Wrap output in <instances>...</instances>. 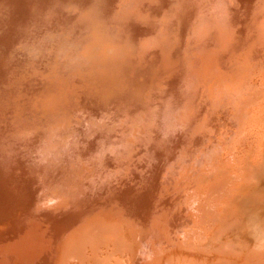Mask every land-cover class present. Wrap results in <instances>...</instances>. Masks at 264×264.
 <instances>
[{
	"label": "bare ground",
	"instance_id": "1",
	"mask_svg": "<svg viewBox=\"0 0 264 264\" xmlns=\"http://www.w3.org/2000/svg\"><path fill=\"white\" fill-rule=\"evenodd\" d=\"M49 1L0 0V24L4 22L3 13L7 11L9 14L8 7L5 8L6 11H1L4 8L3 5L7 3L14 5L18 20L13 24L12 29L15 35H11L13 41L8 43L10 48L7 55L18 59L17 61L21 62L22 67L29 70L28 75L30 76L31 73L33 76L29 82L22 85L24 88L18 85L14 95L10 93V96H6L8 102L3 104L15 105L17 100L15 98L20 99L21 97L19 96L21 95L20 89H24L23 91L26 92L25 88L37 81L39 85L37 90L35 89L28 99L24 98L28 108H31L34 103H38L39 97L44 98L49 104L54 101L61 104L64 103V100L68 101L65 103V107H68L66 114L62 111L58 116L61 119L57 122L56 127H53V130L59 128L60 131L66 130L67 126L69 128L71 120L68 115L72 114V111L68 103H70L69 100L79 96L77 94L79 91H81L83 99L86 95L87 102H92L95 109L99 106L101 108L107 98L111 100L108 101L109 103L113 101L107 96L105 99L103 98L104 100L102 99L104 102H101L100 97L113 95V90L118 87L121 90L125 87L118 86L114 89L109 83H106L110 89L112 87V91L110 93L109 90H105L104 88L108 89L105 83L96 79L98 78L96 69L99 67L98 72H101L106 68L105 74L109 73L107 72L109 66L105 67L107 65L104 64L114 62L115 57L113 58V56L124 53L122 52L124 41L127 44H133L136 40L142 43L143 41L139 40L147 35L150 36L154 29H157L154 28L156 25H153L155 21L159 20L160 24L157 23L160 28H163L157 30L163 34L164 38H168L166 40L171 47H175L174 44L178 36H182L186 32L185 30L190 28L191 21L195 23L198 20L205 30L202 28L200 30L198 25L196 29L202 33H200L201 36L199 34L196 36L199 39L202 38L201 42H198L204 45L198 47L199 51L196 52L195 62L189 64L188 61V67L185 65L187 68L182 67L181 70L176 71L175 67L171 77V74L166 70L173 68V63L167 57L168 48L164 49L162 53L166 56L165 60L167 61L164 60L162 64L167 63L168 65L162 68L160 74L157 73L155 82L158 83V86H151L152 89L150 87L142 88L144 86L141 87V83H137L139 86H136L137 76L135 75H132V78L131 75L129 78L127 77L129 80L125 82L131 87V90L125 89L128 93L126 91L124 97L125 90L121 91L122 97L119 95L120 90L119 93L116 92L117 96L121 97L120 100L122 99V104L117 106L123 105L121 109L125 108V111L128 109L132 118L136 115L133 118L134 121L131 125H126L128 127L125 129L126 132L118 140L116 138L113 140L114 138L111 137L114 135L113 133L93 139L87 146L95 148L87 153L81 154V147L77 148V146H81V138H78L82 134V129L78 128L77 139L69 142L72 144L69 151L63 152L62 140L64 139L61 136L59 138L44 136V129L49 127V124L45 125L46 127H39L43 120L37 122L28 113L24 115L21 112L22 116H20V111L16 113L17 116H14L15 119L12 118L13 121L2 117L0 136L2 134L4 137L2 139L0 137V231L5 229L13 232L16 229H21L27 221L34 219H43L48 222L54 229V239L44 249L43 256L34 261L36 264H264V85L256 81L261 74L264 75V55L261 52L264 49V0H173L175 10L171 6L172 0H167L166 5H164L165 0H119L118 4H116L118 0H82L80 8H62L60 6L62 0ZM92 1L94 2L91 3ZM188 5L192 6L193 11L189 12L191 19L186 21L183 20V15L188 12ZM161 7L167 11L171 7L172 9L168 14L162 13V16L157 19L160 13L157 14V12ZM51 15L53 16L51 17ZM66 15L75 17L72 20L73 23L65 21L66 24L67 22L72 24L73 28L74 24L79 26L78 29L76 26V29H73L75 31L71 32L74 35L67 37L65 34L66 38H62L61 29L63 27L60 20H64ZM46 17L54 18L53 20L57 22L60 21L62 28L56 25L58 23L54 24L53 21L56 28L50 27L51 30L48 27L52 23H46V26L43 27L45 29L38 33L37 30L40 27L37 30L35 27L41 21L49 20L44 19ZM129 19L132 20L131 26L134 29L144 26L143 31L139 32L137 29L132 34L126 33L128 30L125 32L123 28ZM175 23L176 25H174ZM181 25L183 26L180 27ZM54 31L56 32L54 33ZM35 32L37 34L32 37ZM85 32L86 34H84ZM19 34L26 37L25 41L29 37L27 40L30 41L26 44H19L20 41L24 42L22 41L23 37L20 38ZM51 38L56 41L63 39L62 42L56 44V41H53L54 44L51 47L55 45L58 48L56 52L52 51L53 53L51 48L48 50L49 48L44 46L46 41L43 42L46 39L52 40ZM145 40L147 39L145 38ZM192 40H196V37ZM147 41L146 44L149 43V40ZM73 45L77 48L75 50H78V54L76 51L74 53L79 59L76 62L72 60V64L79 63L73 66L74 69L91 61L86 75L92 82L95 80L101 85L100 87L103 86V90L108 94L104 93L105 95L99 96L97 95L99 92L96 94L90 92V95L95 94L98 97L88 96V89L86 91L88 94L84 92L85 78L81 81H78L80 76L74 78L80 74L85 75V69L75 70L72 76L67 71L66 67H69V64L66 62V52H70L69 48H72ZM142 45L145 47L144 42ZM147 46L148 44L145 48ZM148 48L146 51H149ZM224 49L225 52H222ZM136 50L139 51L138 48ZM242 50L245 53L240 57ZM181 51V48H178L176 52L180 53ZM132 52L134 51L132 50ZM144 52L139 54L143 55ZM186 53L188 54V52ZM146 55L143 58L144 61ZM134 56L132 55L131 59ZM150 56L152 57V55ZM209 56L211 60L207 59L205 62V58H209ZM255 56L259 61L257 60L258 63L253 68ZM116 57L118 58L117 55ZM138 57H135V60ZM121 59L119 60L121 61ZM135 60H132L134 65L131 62L132 68L138 63ZM142 60L140 61L144 63ZM11 61L12 59H9V62ZM51 61H53L52 64ZM127 61L128 65L125 67L130 64V61ZM7 62L4 65L5 69H8L7 67L11 69V64L8 65ZM227 63L232 64L231 68H228L231 64L228 66ZM204 65L206 68L202 73L206 77L200 78ZM123 69L124 67H122ZM136 69L131 71L136 70V72L134 71L136 74L139 70L138 67ZM66 71L67 73H65ZM145 73L148 72L142 74L145 76ZM105 74L100 75L105 76ZM119 75L122 74L119 73ZM119 75L117 74V76ZM114 76L116 77V73ZM207 77L210 79L209 82H207ZM4 79L5 83L3 84L9 85L12 81L9 76ZM108 79L105 77L104 80ZM122 79L125 80V77ZM144 79L147 81L146 78H142L143 81H145ZM115 80L116 83L118 79ZM140 80L138 81L141 82ZM148 80L150 81V79ZM150 83L147 82V84ZM98 84L97 87H99ZM223 85L225 86L222 87ZM49 86L52 87L50 91ZM101 90L100 88L99 91ZM142 95L146 98L143 99ZM204 95L209 102L208 107L198 106V100L201 101L200 99ZM218 95L223 99L228 97L229 104L226 103L228 107L226 108V105H222L224 100H221L222 103L217 105L224 106L225 111L230 108L228 114L220 113L222 107L219 108L220 110L218 109L219 111L217 110L222 116L225 113L229 116L226 117L229 118L228 123L232 129L231 136L228 137L229 140L222 138L227 141L225 143L222 141L221 145L223 146H216L214 140L218 139L216 138L218 132L213 130V127L215 129L223 119H219V124L217 122L215 124L214 122L218 121L214 118L217 112L213 111L214 116L212 113L210 114L217 106L215 103L218 102L215 101L216 97H219ZM132 97L143 99L136 101L141 103L142 108H146L144 113H140L141 108L133 116L134 113L131 111L134 108L132 107L140 105L136 101L133 104ZM26 105L23 107L26 108ZM107 105L109 106L108 103ZM28 108L24 110H28ZM209 108L212 110L209 111ZM59 109L62 110L60 106H47L46 114L48 111ZM14 111L12 113L15 114ZM97 111L101 116L90 119L92 123L87 126L89 132L97 127L102 128L100 126L106 124H115L114 119L109 120V114ZM134 111L136 110L134 109ZM9 113L8 116L13 115L11 113L9 115ZM123 114L122 112L120 115ZM126 115H128L127 111ZM7 121L12 124L16 122L18 125L8 126L10 127L9 131L16 130L8 135L2 132V129L6 130L5 122ZM28 122L31 124L29 125ZM19 128H21V132L18 131ZM167 129H169L168 132ZM108 137L111 138L106 141ZM16 138H23L25 141L32 138L35 142V145L33 144V147L30 148L34 151V159L31 162L26 159L29 163L25 166L22 165L23 159L20 161L17 156L13 158L11 152L8 151H13L14 144H11L10 140L13 142L12 139ZM88 138L92 137H86V139ZM126 138L128 142H125ZM201 139L204 141L198 142ZM231 139L233 141L229 145ZM217 141L221 142V140ZM20 142L23 141L20 140ZM33 142H29V144ZM107 144L112 148L115 144L119 150L118 155L123 156L125 161L129 162L126 169L121 168L123 163H118L120 159L116 157L117 155L108 154ZM201 146L203 148L200 152ZM18 150L21 152L22 149ZM69 152L70 154H68ZM193 155H198V158L194 157L193 161H189L188 158ZM217 155L221 156V160L216 159ZM80 167L87 172L95 170L91 173L92 176L87 178L89 184L83 183L81 190L79 187ZM167 168L169 173L166 172ZM78 192L79 194L81 192L82 199H78ZM8 221H12V225L6 223ZM4 223H6L7 229L3 228L5 227ZM51 237L50 239H52ZM20 242L14 245V253L11 255L10 261L27 259V249L25 248L32 243L25 246ZM36 242L35 239L34 247L38 246ZM12 256H16V258Z\"/></svg>",
	"mask_w": 264,
	"mask_h": 264
},
{
	"label": "rangeland",
	"instance_id": "2",
	"mask_svg": "<svg viewBox=\"0 0 264 264\" xmlns=\"http://www.w3.org/2000/svg\"><path fill=\"white\" fill-rule=\"evenodd\" d=\"M50 1H53V0H50ZM49 1V2H50ZM94 1H92L91 3H93ZM118 2H119V0L117 1V3L116 4H118ZM62 5H60L62 8H80V6H81V3H82V0H62ZM90 3V4H91ZM171 6L173 7L174 6V1L172 0L171 1ZM54 4V3H53ZM66 4V5H65ZM167 4V0H165L164 1V5H166ZM9 6H11V7H9ZM3 7L4 8H2V12H4V11H6L7 9H8V13L9 14H7V11H6V13H3V20H4V22L2 23V24H0V25H2L1 27H0V31H2V32H0L1 34H0V39H1V37H2V39L0 40V75H3V77H0V104H1V106H0V120H1V118L3 117V118H5L6 119V117H7V119L9 118V120L11 119L12 121L16 118V117H14L15 115L17 116V114L16 113H18L19 111V115L20 114H22V113H24V115H26V113H28L29 115H30V117L33 119V120H35V121H37L38 122V120H43V123L42 124H40L39 125V127H42V126H45V125H47V124H49V127H47V128H45L44 129V136H49V137H52V136H55V137H57V138H59L60 136L62 137V139H64V140H62L63 141V144H64V146L62 145V151L64 152H66V151H69V147H70V145H72V144H70L69 142L70 141H73V140H75V139H77V137H78V134H79V132H78V128L79 129H82V134H80V136H79V138L78 139H80L81 138V146H77V148H80L81 147V154L82 153H87V151H92L95 147L94 146H87V145H89L88 143L89 142H91L93 139H95V138H100V137H102L103 135H105V134H109V133H113L114 135H112L111 137L112 138H114L113 140H115V138L118 140L119 138H121L122 137V135H123V133H125L126 131H125V129H127L128 127H126V125L128 124V126L129 125H131V123L134 121V119L133 118H135L136 117V115L135 114H137V112H138V109H139V111H140V109L143 107L142 105H141V103H139L138 101H140V100H143L144 98H146V97H144L145 96V94H144V96H143V99L142 98H139V99H137L136 97H132V101L134 100V102H132L133 104L135 103V101L136 100H138V101H136V102H138L139 103V105L141 106H139L138 107V105H136V107L134 106V107H132V108H134L136 111H134V109L131 111L132 113H134L133 114V118H132V116H130V112L128 111V109H126V111H127V114L128 115H126L127 116V118L125 119V108L123 109H121V107L123 106V105H120V106H117V105H119L120 103L122 104V99L120 100V98L122 97V92L121 91H123V90H125V89H127V90H131L130 88V86H128V84L126 85V83L128 82V78H129V76L132 78V75H135V76H137V82L135 83L136 84V86H139V84L137 85V83H141V87H142V85L144 86V87H142V88H147L148 89V87H150L151 89H152V87H154V86H158V83L157 82H155V80H156V75H157V73L158 74H160V72H162V68H164V67H166L168 64L167 63H165V65L164 64H162L163 62H164V60L166 59V56H164L163 55V53H162V51H164V49H166V48H168L167 50V57H168V59L173 63V68H170V69H168V70H166V72H169V74H171L170 75V77L173 75V73H174V68L176 67V71L177 70H181L180 68H182V67H188V61H189V64L192 62L193 63V61L195 62V60H196V52H197V50H198V47L200 48V47H202L204 44H202L201 45V43H199L198 41H200L201 42V34L200 33H202V31H200L201 30V28H202V30L204 29L205 30V28H203V26H201L202 25V23H200V22H198V20H196L197 22H193V21H191V24H190V28H188L187 30H185L186 32L182 35V36H178V38H177V40H176V43L174 44V46L175 47H171V45L168 43V41L166 40V39H168V38H164L163 37V34L161 33V32H159V30H161V29H163V28H160L159 27V20L156 22L155 21V24H153V25H156V27H154V28H157V29H159V30H155L154 29V32L149 36V35H147L145 38L147 39V40H149V43H147L148 44V46H147V48L149 49V51L147 50L146 51V49L147 48H145L146 47V41L147 40H145V38H143L142 40H139V41H143L144 42V44H145V47H143L144 45H142L141 46V44H143V42L141 43H139L138 42V40H136V42H134L133 44L132 43H130V44H127V43H125L126 41H124V49L122 48V52H124L122 55L121 54H116L117 56H118V58L119 59H121V56H123V57H126L127 58V56H128V59H126V58H123L122 57V59H121V61L116 57V55L115 56H113V58L116 60H113L114 62H112L111 60H109V61H111V63H108V64H104V65H107V66H105V67H108L109 66V69H107L108 71L107 72H109V73H106V74H108V75H106L105 74V69L104 68H102V69H104V70H101V72H100V74L101 75H104L105 74V76H101L100 74H99V72H98V69H99V67L96 69V74L98 75V78H96L97 79V81H101V82H103V83H105V85H106V83H109V85H111L114 89L116 88V87H118V86H122L124 89H121L120 90V88L118 87L117 89H115V90H111L112 89V87H111V89H110V86L108 85H106L107 86V88L108 89H106V88H104L103 86L102 87H100L101 85L100 84H98L97 83V81H95V80H93V82H92V80H90V78H89V76H87L86 75V71L88 70V68H89V66H90V62L91 61H87L86 62V64H82L81 66H79L78 68H76V69H74V67L73 66H75V65H77V64H79V63H75V64H72V60H75L74 62H76V61H78L79 59H77V54H78V50H75V49H77V48H75V45H73L72 46V48H69V51L70 52H66V62H67V64H69V67H66L67 68V71L69 72V73H71V76H72V74L75 72V70H84L85 69V75H83V74H80V75H77V76H75L74 78H76V77H78V76H80L81 78L78 80V81H81L83 78H85V82H84V92L86 93V91H87V89H88V93H86V94H88V96H92V95H94L95 97H98L97 95H99V96H101V95H105L106 93L108 94V90H109V92L111 93V91H112V94L113 95H111V94H109V95H106V96H103V97H100V100H101V102H104V101H102V99L104 98H106L107 96L108 97H110V99H112L113 101L111 102V103H109L108 101H111V100H109V98H107V99H105L106 101L103 103V106H104V108H103V106L100 108V106L98 107V108H96L95 109V107H93V103L91 102H87L88 100L86 99V95H85V93H84V99H83V97L81 96V91H79V93L77 92V94L79 95L78 97H75V98H73V100L71 99V100H69L70 101V103H68V105H69V107H70V109H71V111H72V114H70V115H68V118H69V120H71V123H70V126H69V128H68V126H67V129L66 130H61L60 131V128L59 129H55V130H53L54 128L53 127H56V124H57V122L61 119V118H58V116L62 113V111H63V113L64 114H66V112H67V110H68V107H65V103H67L68 101H66V100H64V105L63 104H61L60 102H57V101H54L53 103H47L46 101H45V99L44 98H42V97H39V102L38 103H34L33 104V106L31 107V108H28L29 106H27L26 105V103H25V100L26 99H28L29 97H30V94H32V93H34V91H35V89L37 90V88L39 87V85H38V82L36 81L33 85H30V87H26L25 88V90H26V92L25 91H23L22 89H20V91H19V93L21 94V95H19V96H21L20 97V99L17 97V98H15V99H17L16 100V102L14 103L15 105H4L6 102H8V100H7V98H6V96L8 97V96H10V93H15L16 91H15V89H16V87L19 85V86H21L22 88H24L23 86H24V83H26V82H29V80H31V78H33V76L31 75V73H30V76L28 75V71L29 70H27L26 68H24V67H22V65H21V62H19V61H17L18 59H15V58H13V57H10L9 55H7V53H8V50H9V46H8V43H11L13 40L11 39V35L13 34V27H14V23H16L17 22V13H16V9H15V6L13 5H10V3H7V4H4L3 5ZM8 7V8H7ZM160 7V6H159ZM172 7L170 8V10L172 9ZM188 12L186 13V14H184L183 16H184V18H183V20H186L187 21V19L188 20H190L191 19V16H190V14H189V12L190 11H193V8H192V6H189L188 5ZM5 8H7V9H5ZM162 8V9H161ZM160 8V10L158 9V12H157V14H158V17H157V19H159L161 16H162V13L164 14V13H166V14H168V12L170 11H167V9L169 8V6L167 7V9H163V7H161ZM162 10V11H161ZM173 10H175V7H173ZM11 11V12H10ZM13 11V12H12ZM14 13V14H13ZM13 14V15H12ZM54 14V13H53ZM169 14H171V13H169ZM6 15V16H5ZM14 15H15V17H14ZM8 16V17H7ZM53 15H51V17H52ZM64 16H65V14H64ZM164 16V15H163ZM182 16V17H183ZM214 16V15H213ZM48 17H50V16H48ZM48 17H46V18H44V19H49ZM63 17V16H62ZM175 17V16H174ZM173 17V18H174ZM7 18V19H6ZM55 18H57V17H55ZM64 18V17H63ZM215 18V17H214ZM6 19V20H5ZM11 19H13V20H11ZM54 19V18H53ZM52 18H50L49 20H47V21H41L35 28H36V30H37V28L38 27H40V28H38L39 30H37V32L38 33H40L42 30H44L45 28H43V27H45L46 26V23L48 24H50V23H52L54 20H53ZM67 19V20H66ZM75 19V17L74 16H71V15H66V17H65V19L63 20H60V21H54L53 23L55 24V23H58V24H56V25H58L59 27H61V25H60V23L62 24V27H63V29H61V32H62V38H66V35H67V37H70V36H72V35H74V33H71V32H74L75 30H73V29H76L75 27L77 26V29H78V26L79 25H75L74 24V28H73V25L72 24H69V23H73L72 22V20H74ZM175 19V18H174ZM56 20V19H55ZM5 21H6V23H5ZM12 21V22H11ZM65 21H70L69 23L67 22V24L69 25V27H68V25L66 24V22ZM132 20L131 19H129V21H127V23L124 25V30H125V32L128 30V32H126V33H128V34H132L133 33V31H137V29H138V31L139 32H141V31H143V29L145 28L144 26L143 27H140V28H133V26H131L132 25V22H131ZM200 21V20H199ZM43 22V23H42ZM52 23V24H53ZM3 24H4V26H3ZM52 24H50L51 26H49L48 28L49 29H51L52 27H55L56 25H52ZM66 24V25H65ZM118 24H120V22L118 21ZM158 24V25H157ZM195 24V25H194ZM6 25V26H5ZM11 25H12V27H11ZM17 25H19V24H17ZM65 25V26H64ZM72 25V26H71ZM174 25H176V23L174 24ZM177 25H178V23H177ZM192 25H194V26H192ZM200 26V30H198V29H196V27L197 26ZM20 26V25H19ZM42 26V27H41ZM72 27V30L70 31V29H71V27ZM119 26V25H118ZM128 26V27H127ZM183 25H181L180 27H182ZM5 28V30H4V28ZM51 27V28H50ZM61 27V28H62ZM68 27V28H67ZM130 27V29H128ZM193 27V28H192ZM42 28V29H41ZM56 28V27H55ZM54 28V29H55ZM58 28V27H57ZM111 28V27H110ZM142 28V29H141ZM198 28V27H197ZM9 29H11V30H9ZM53 29V30H54ZM64 29H66V31H64ZM52 30V29H51ZM50 30V31H51ZM58 30V29H57ZM68 30V31H67ZM196 30H198L199 31V33H197L198 31H196ZM4 31V32H3ZM70 31V32H69ZM56 31H54V33H55ZM63 32H66V33H64L63 34ZM193 32V33H192ZM22 33V32H21ZM24 33V32H23ZM51 33H52V31H51ZM69 33V34H68ZM6 34V35H5ZM37 33L35 32L34 33V35L32 36V37H34L35 35H36ZM53 34V33H52ZM66 34V35H65ZM71 34V35H70ZM84 34H86V32L84 33ZM197 34H199L198 36L200 37V39L196 36ZM13 35H15V33L13 34ZM22 34H19V37L21 38V37H23V35L21 36ZM58 35H60V34H58ZM4 36V37H3ZM8 36H10V37H8ZM129 36H133V35H129ZM154 38H153V37ZM31 37V38H32ZM187 37H191V38H187ZM196 37V40H192V39H194ZM6 38V39H5ZM24 38H26V37H23L22 38V41H24V42H19V44H26L28 41H30V40H27L26 39V41H25V39ZM30 38V39H31ZM60 39V41L61 40H63V39ZM151 38V39H150ZM181 38V39H180ZM52 40H49L48 41V39H46V40H43V42H45V44H44V46H46V47H48L49 49L48 50H50V48H51V52L53 51V52H56V50L58 49L57 47H55V45L53 46V47H51L52 46V44H54V42L56 41L55 39H53V38H51ZM57 39V38H56ZM4 40V41H3ZM12 40V41H11ZM184 40V41H183ZM185 40H187L186 42H185ZM190 40V41H189ZM7 41V42H6ZM54 41V42H53ZM59 40L58 41H56L55 42V44L57 43V42H60ZM150 41H151V43H150ZM156 41V42H155ZM179 41V42H178ZM182 41V42H181ZM192 41V42H191ZM49 42V43H48ZM62 42V41H61ZM148 42V41H147ZM194 42V43H193ZM196 42H197V44H199V45H197L196 44ZM122 43V42H121ZM154 43H156L155 45L157 46V48H156V46L154 45ZM183 43V44H182ZM189 43H191V44H189ZM4 44V45H3ZM50 44V45H49ZM132 44V45H131ZM135 44V45H134ZM150 44V45H149ZM159 44V45H158ZM169 44V45H168ZM3 45V46H2ZM138 47H137V46ZM154 45V46H153ZM161 45H163V46H161ZM165 45V46H164ZM194 45H195V47H194ZM2 46V47H1ZM136 47V48H133V47ZM185 46V47H184ZM7 47V48H6ZM79 47V46H78ZM130 47H132V48H130ZM143 47V48H142ZM191 47H193V48H191ZM138 48V50L139 51H137L136 49ZM145 48V49H144ZM154 48V49H153ZM163 48V49H162ZM178 48H181V54L180 53H177L176 51H177V49ZM55 49V50H54ZM71 49V50H70ZM140 49H141V51H140ZM143 49V50H142ZM153 49V50H152ZM155 49H156V51H155ZM203 49V48H202ZM130 50V51H129ZM132 50L134 51V52H132ZM191 50L193 51L192 53H191ZM77 52V54L76 53H74V52ZM144 52L143 53V55H142V53L141 54H139L140 52ZM153 51V52H152ZM199 51V50H198ZM5 52V53H4ZM52 52V53H53ZM158 52H161V53H158ZM186 52H188V54L186 53ZM222 52H225V49L222 51ZM261 52H262V55H264V49H262L261 50ZM4 53V54H3ZM50 53V52H49ZM72 53V54H71ZM121 53V52H120ZM132 53V54H131ZM134 53V54H133ZM135 53H137V54H135ZM146 53H147V55H146ZM152 53V54H151ZM244 53H245V51H243L242 50V52H240V57L241 56H243L244 55ZM51 54V53H50ZM49 54V55H50ZM70 54V55H69ZM130 54H131V56H130ZM154 54V55H153ZM208 54H209V52H208ZM75 55V56H74ZM87 55H88V53H87ZM121 55V56H120ZM127 55V56H126ZM132 55L134 56L133 57V59L135 60V57H138V58H136V60H135V62H137L138 61V63L135 65V66H133V68L131 67V65L133 64L134 65V61H132L133 59H131L132 58ZM141 55H142V57H141ZM146 55V57H145V61H144V56ZM150 55H152V57H154V58H152ZM130 56V57H129ZM149 56V57H148ZM157 56V57H156ZM190 56V57H189ZM3 57V58H2ZM7 57V58H6ZM9 57V58H8ZM87 57V56H86ZM143 59H141V58ZM160 57V58H159ZM165 57V58H164ZM178 57V58H177ZM183 57V58H182ZM188 57V58H187ZM181 58V59H180ZM189 58H191V59H189ZM221 59L223 58V57H220ZM255 58H256V56H255ZM9 59H12V63L11 62H9ZM131 59V60H130ZM139 59V60H138ZM175 59V60H174ZM211 60L210 59V56H209V58H205V62H206V60ZM8 62H7V61ZM65 60V59H64ZM119 60V61H118ZM127 60H129L130 61V64H129V66H127V67H129L128 69H127V67H125L126 65H128V61L126 62ZM140 60H142V61H144V63H142ZM178 60V61H177ZM258 60V58H256V59H254V62H255V64H254V66H253V68L254 67H256V64L258 63V61L256 62V61ZM14 61V62H13ZM15 61H16V63H15ZM120 63V66H119V63ZM167 60H165V62H166ZM5 62H7L8 63V65L9 64H11V69L9 68V67H7L8 69H5V67H4V65H5ZM52 62L53 61H51V64H52ZM125 62V63H124ZM131 62H133L132 64H131ZM146 62H147V64H146ZM115 63V64H114ZM117 63V64H116ZM127 63V64H126ZM142 63V66L140 65ZM150 63H151V65H150ZM179 63V64H178ZM113 64V65H112ZM143 64H144V66H143ZM184 64V65H183ZM211 64V63H210ZM231 63H227V65L229 66ZM17 65V66H16ZM113 67H112V66ZM146 65V66H145ZM162 65H164L163 67H162ZM186 65V66H185ZM15 66H16V68H15ZM51 66V65H50ZM49 66V67H50ZM67 66V65H66ZM124 67V69H126L125 70V72H124V69L122 70V67ZM151 66V67H150ZM159 66V67H158ZM171 66V65H170ZM231 66H232V64L230 65V67H228V68H231ZM14 67V68H13ZM20 67H22L21 68V70H20ZM115 67V68H114ZM116 67H119V68H116ZM120 67H121V69H120ZM138 67V71H137V73H138V75H137V73L135 74V72H136V68ZM143 67H144V70H142L143 69ZM150 67V68H149ZM186 67V68H187ZM19 68V69H18ZM204 68H206L205 67V65H204V67L202 68V70H201V77L200 78H205L206 76L202 73V71H203V69ZM253 68H252V70H253ZM10 69V70H9ZM13 69V70H12ZM15 69V70H14ZM24 69V70H23ZM74 69V70H73ZM117 69V70H116ZM120 69V70H119ZM132 69H136V70H134V71H131ZM145 69H147V71H145ZM184 70H185V68H183ZM18 70V71H17ZM95 70V69H94ZM100 70V69H99ZM111 70V71H110ZM127 70H128V72H127ZM131 72H130V71ZM140 70H142V71H140ZM247 70V69H246ZM251 70V71H252ZM13 71V72H12ZM21 71H23L25 74L23 75V72H21ZM67 71L65 72V73H67ZM119 71V72H118ZM121 71V72H120ZM158 71V72H157ZM186 71V70H185ZM11 72V73H10ZM21 72V73H20ZM89 72V71H88ZM93 72V71H92ZM116 73V77H117V79H116V77L114 76L115 75V73ZM124 74H123V73ZM144 72H148V73H145V76L143 75L144 74ZM190 73H192L191 71H189ZM9 73V74H8ZM16 73V74H15ZM19 73H20V76H19ZM57 73V72H56ZM90 74H91V72H89ZM119 73L120 74H122V75H119ZM127 73V74H126ZM133 73V74H132ZM143 73V74H142ZM257 73V72H256ZM11 74V75H10ZM13 74V75H12ZM24 76H22V75ZM117 74L120 76H117ZM147 74V75H146ZM154 74V75H153ZM168 74V75H169ZM18 75V77H16ZM97 75H96V77H97ZM126 75V76H125ZM139 75H141V76H139ZM167 75V76H168ZM189 75V74H188ZM256 75V74H255ZM260 75V74H259ZM9 76V78H10V80H12L10 83H9V85L8 84H3V83H5V79H4V77H8ZM13 76H15V77H13ZM29 76V77H28ZM53 76H55V74L53 73ZM121 76H122V78H124L125 77V80H123L122 78H121ZM141 78V80H140V78ZM143 76V77H142ZM190 76V75H189ZM258 76V75H257ZM13 77V78H12ZM28 77V78H27ZM104 77V78H103ZM105 77H107V79L109 80H104L105 79ZM128 77V78H127ZM165 77V76H164ZM169 77V78H170ZM19 80H18V79ZM21 78H22V80H21ZM69 78V77H68ZM73 78V79H74ZM117 80V82L115 83L114 82V80L115 79ZM134 78V79H135ZM139 78V79H138ZM142 78H146L147 79V81L145 80V81H143L142 80ZM211 78H212V76H211ZM121 79V81H122V83H124L123 85H122V83H121V81H119ZM148 79H150V81L148 80ZM4 80V81H3ZM17 81V82H15V81ZM21 80V81H20ZM26 80V81H25ZM112 80H113V82H112ZM115 80V81H116ZM131 80V79H130ZM138 80H140L141 82H139ZM203 80V79H202ZM19 81V82H18ZM25 81V82H24ZM107 81V82H106ZM125 81H127V82H125ZM152 81V82H151ZM210 81V79H209V77H207V82H209ZM256 81H258L261 85H264V75L262 76V74L257 78V80ZM13 82H15V83H13ZM23 84H22V83ZM90 82H92L91 84L93 85H91L90 84ZM146 82V83H145ZM147 82L148 83H150V84H147ZM17 83H19V84H17ZM94 83V84H93ZM103 83H102V85H103ZM145 83V84H144ZM13 84V85H12ZM17 84V85H16ZM89 84V85H88ZM97 84H98V86L99 87H97ZM121 84V85H120ZM147 84V85H146ZM8 85V86H10V87H6V86ZM16 85V86H15ZM23 85V86H22ZM52 85H54V84H52ZM95 85V86H94ZM104 85V86H105ZM114 85V86H113ZM126 85V86H125ZM147 87H146V86ZM148 85H150V86H148ZM11 86H13V87H11ZM152 86V87H151ZM225 85H223L222 87H224ZM4 87H6V88H4ZM87 87V88H86ZM92 89H91V88ZM93 87H95L94 89H93ZM121 87V88H122ZM127 87V88H126ZM4 88V89H3ZM86 88V89H85ZM100 88L103 90V88L105 89V90H107L106 92H105V90H101V91H99L100 90ZM129 88V89H128ZM14 91H13V90ZM30 91H29V90ZM48 89V88H47ZM52 89V87H50L49 86V91ZM97 89H99V90H97ZM150 89V90H151ZM91 90H93V91H91ZM118 90V91H117ZM119 90H120V93H119ZM127 90H125L124 92H123V97L125 96L124 95V93L127 91ZM143 90V89H142ZM10 91V92H9ZM21 91H22V93H21ZM28 91V92H27ZM43 91V90H42ZM45 91H46V89H45ZM133 91V90H132ZM93 93V92H95V94H96V92H99V94L97 93V95H95V94H92V95H90L91 93ZM101 92V93H100ZM114 92V93H113ZM119 93V95L121 96V97H119V96H117L118 94L117 93ZM5 93V94H4ZM105 93V94H104ZM115 93H116V97H115ZM127 93H128V91H127ZM168 93V92H167ZM2 94V95H1ZM7 94V95H6ZM22 94H23V96H22ZM126 94V93H125ZM220 95H221V93H219ZM14 95V94H13ZM112 97H111V96ZM220 95H218L219 97H216V101L215 102H218V103H215V105H219V103L221 104L222 102H220L221 100H224L223 102L224 103H222V105H226V103H228L229 102V100H228V97L226 98V99H223V97H220ZM114 96V97H113ZM141 96V97H142ZM3 97H5V98H3ZM119 97V98H118ZM24 98H26V99H24ZM81 98V99H80ZM115 98V99H114ZM222 98V99H221ZM78 99V100H77ZM103 99V100H104ZM117 99V100H116ZM206 101H205V100ZM18 100H19V102H18ZM86 100V101H85ZM201 101H199L198 100V106L200 105L201 107L203 106H205V107H208V101H207V98H206V96L204 95V97L202 96L201 97V99H200ZM227 100V101H226ZM83 101V102H82ZM145 101H146V99H145ZM145 101H141V102H145ZM205 101V102H204ZM200 102V103H199ZM203 102V103H202ZM4 103V104H3ZM84 103V104H83ZM86 103V104H85ZM89 103V104H88ZM107 103L109 104V106L107 105ZM203 105H202V104ZM205 103H206V105H205ZM23 105V104H25L27 107L26 108H28V110H24V109H26V108H24L25 107V105H23V106H21V105ZM82 104H83V106H82ZM88 104V105H87ZM229 104V103H228ZM231 104V103H230ZM18 105H19V107H18ZM105 105H106V107H105ZM215 106L214 108L215 109H211V108H209V111L210 110H212L211 112H210V114L212 113V116H214L213 115V113L215 112H217V110L220 108V107H222V105H220V106ZM3 106H4V108H3ZM6 106V107H5ZM47 106H49V107H58V106H60L61 107V109L62 110H57V111H48V113L46 114V108H47ZM92 106V107H91ZM129 106V105H128ZM126 107V106H125ZM226 108H228L227 107V105L225 106ZM224 106L222 107V111L220 110V113H224V112H226L227 114L229 113V111H230V108L229 109H227L226 111L224 110V109H226ZM12 108V109H11ZM130 108V107H129ZM132 108H130V109H132ZM263 108H264V105H263ZM20 109V110H19ZM108 109V110H107ZM144 109V110H143ZM14 110H16V111H14ZM82 110V111H81ZM97 110H99V111H101V113L103 112V113H107V115L109 114L110 116H109V120L111 121V120H115V124H106V125H104V126H100V127H102V128H99V127H97V128H95L93 131H90L89 132V130H88V125L89 124H91L92 122L90 121V119L91 118H98V117H100L101 116V114H99L98 113V111ZM105 110V111H104ZM142 111H140V113H144V111L146 110V108L144 107V108H142L141 109ZM215 110V111H214ZM218 110V111H219ZM15 112V114L14 113H12V112ZM25 111V112H24ZM120 111V112H119ZM124 113L123 115H120V114H122V112ZM214 111V112H213ZM11 114H13V115H10V113ZM22 112V113H21ZM8 113H9V115L10 116H8ZM102 113V114H103ZM207 113V112H206ZM219 112H217L216 114H215V116L216 117H214L215 118V120H218V121H215L214 123L215 124H219V119H223V121L221 120V122H220V124L218 125V126H220V127H215V129H214V127H213V130H216L217 132H218V134H217V137L216 138H218V139H215L214 141L216 142V146H223V145H221L222 144V141L225 143V142H227V141H225V140H223V139H226V140H229V138H230V136H231V132H232V129H231V125L228 123L229 121H228V119L229 118H227L226 116H228L226 113L225 114H223V116L225 117V119H224V117L222 116V114H220ZM132 115V114H131ZM217 115H219L218 117H217ZM20 116H22V115H20ZM114 116H116V117H114ZM123 116V117H122ZM264 116V115H263ZM11 117V118H10ZM129 117V118H128ZM229 117V116H228ZM12 118H14V119H12ZM213 118V117H212ZM227 118V119H226ZM75 119H77L76 121H75ZM133 119V120H132ZM10 120V121H11ZM119 120V121H118ZM127 120H128V122H127ZM127 123H126V122ZM118 122H119V124H118ZM217 122V123H216ZM8 121L7 122H5V126H18L17 125V123L16 122H13V124H12V122H9L8 124ZM29 123V125L31 124L30 122H28ZM125 123V124H124ZM130 123V124H129ZM7 124V125H6ZM215 124H212V126H215ZM109 125H111V127H109ZM106 126V127H105ZM7 127H6V130H5V128L4 129H2V132H3V134H10L11 132H14V131H16L15 129H12V130H10L9 131V128L10 127H8V129H7ZM46 127V126H45ZM263 127V126H262ZM261 127V128H262ZM21 128H19V130L18 131H20L21 132V130H20ZM102 129H104V130H102ZM112 129V130H111ZM53 130V131H52ZM5 131V132H4ZM7 131V132H6ZM59 131H60V134H59ZM169 131V129H167V132ZM215 131V132H216ZM20 132H18L19 134H20ZM227 135V136H226ZM92 137V138H88V139H86V137ZM105 136H107V135H105ZM104 136V137H105ZM1 139H2V137H4L2 134H1ZM111 137H108V139L106 140V141H108L109 140V138H111ZM229 137V138H228ZM223 138V139H222ZM252 138H255V136H252ZM0 139V140H1ZM20 138H16V139H12L13 140V142L10 140V142H11V144H14V147H13V151H11V150H8L9 152H11V154H12V156H13V158H16V156L18 157V158H20L19 160L21 161L22 159H23V166H25V165H27L28 163H29V161H26V159H28V160H30V162H31V160L32 159H34V151L33 150H30V148H32L33 146V144L35 145V142H33V140H32V138H28V139H26V141L25 140H23V138H21L20 140L21 141H23V142H20V140H19ZM18 140H19V142H18ZM111 140V139H110ZM217 140H221V142H218ZM204 141V139H201V140H198V142H200V143H202ZM231 141H233L232 139L230 140V142H229V145H230V143H231ZM29 142H33V143H31V144H29ZM125 142H128V139L126 138L125 139ZM37 143V142H36ZM200 143H199V146H200ZM253 143V142H252ZM15 144H17L16 146H15ZM22 146H21V145ZM254 144H256L257 145V143H254ZM31 145V146H30ZM114 146V148H112L110 145H108L107 144V149H108V154H113V155H117L116 157L118 158V159H120V161L118 162L119 164H122L121 165V168H125L126 169V167L128 166V164H129V162H126L125 161V159H124V157L123 156H119L118 155V148L117 147H115V144H113ZM130 145V144H129ZM22 147V148H21ZM91 147V148H90ZM227 148H230L229 146H226ZM15 148V149H14ZM20 148V149H22L21 150V152H22V154H21V152H20V150H18V149ZM202 148H203V146H201V148H200V152L202 151ZM60 150V151H61ZM110 150V151H109ZM18 153H20V154H18ZM68 154H70V152L68 153ZM263 154H264V148H263ZM18 155H21V156H18ZM225 156H227L226 154H224ZM125 156V155H124ZM135 157V156H134ZM194 157H196V158H198V155H196V156H194L193 155V157H189L188 159H189V161H193V158ZM221 156H218L217 155V158L216 159H219V160H221V158H220ZM228 157V156H227ZM124 159V160H123ZM121 160H123V161H121ZM174 163V162H173ZM94 165V164H93ZM177 167V166H176ZM173 169V168H172ZM224 169V168H223ZM95 170H93L92 172H94ZM92 172H87V171H84L83 169H81V167H80V173H79V187H80V190H81V187H82V185H83V183H86V184H89V182H88V180L89 179H87V178H89V177H91L92 176ZM166 172L167 173H169V169L167 168V170H166ZM88 174V175H87ZM165 174V173H164ZM81 175V176H80ZM81 177V178H80ZM86 179H87V181H86ZM91 180H92V178H91ZM163 181H165V179H163ZM81 182V183H80ZM81 184V185H80ZM87 186V185H86ZM82 194H81V192H80V194H79V192H78V199H82V196H81ZM46 221H44L43 219H34V220H32V221H27L26 223H24L25 225V227L23 226V227H21V229H16L15 231H13L12 232V230H11V232H9V230H2V231H0V264H36V263H34V261H36V260H39V258H41L42 256H43V252H44V249L46 248V247H48V245H50V243L52 242V240L54 239V236H53V234H54V229H53V227L51 226V225H49L48 224V222H46ZM6 223H8L9 225H12V221H8V222H6ZM6 223H4L3 224V226H5V227H3V228H6ZM1 226V225H0ZM47 226V227H46ZM49 227V228H48ZM52 227V228H51ZM26 228V229H25ZM45 228H47V229H45ZM7 229V228H6ZM18 230H20V231H18ZM31 230H34V231H32L34 234H31L32 232H31ZM18 231V232H17ZM52 236V237H51ZM50 237L52 238V239H50ZM35 239H36V244H38V246L36 247H34V243L33 242H35ZM21 241V242H20ZM17 242H20V243H22L23 245H25V246H27L28 244H30V243H32L30 246H27L25 249H27V256H26V258L27 259H13V260H11L10 261V259H11V255L14 253V245L15 244H17ZM46 245V246H45ZM40 247V248H39ZM12 257H15L16 258V256H12ZM10 261V262H9Z\"/></svg>",
	"mask_w": 264,
	"mask_h": 264
}]
</instances>
